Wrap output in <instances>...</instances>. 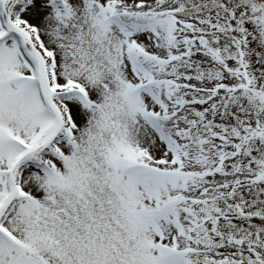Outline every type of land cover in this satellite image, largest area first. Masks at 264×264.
I'll use <instances>...</instances> for the list:
<instances>
[{
  "label": "snow or ice",
  "instance_id": "1",
  "mask_svg": "<svg viewBox=\"0 0 264 264\" xmlns=\"http://www.w3.org/2000/svg\"><path fill=\"white\" fill-rule=\"evenodd\" d=\"M0 264H264V0H0Z\"/></svg>",
  "mask_w": 264,
  "mask_h": 264
}]
</instances>
